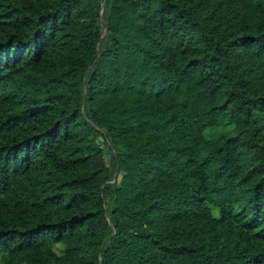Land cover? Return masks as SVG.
I'll return each instance as SVG.
<instances>
[{
	"label": "trees",
	"instance_id": "trees-1",
	"mask_svg": "<svg viewBox=\"0 0 264 264\" xmlns=\"http://www.w3.org/2000/svg\"><path fill=\"white\" fill-rule=\"evenodd\" d=\"M0 264H264V0H0Z\"/></svg>",
	"mask_w": 264,
	"mask_h": 264
},
{
	"label": "rangeland",
	"instance_id": "rangeland-1",
	"mask_svg": "<svg viewBox=\"0 0 264 264\" xmlns=\"http://www.w3.org/2000/svg\"><path fill=\"white\" fill-rule=\"evenodd\" d=\"M107 160H108V162L110 161V158L109 157H107Z\"/></svg>",
	"mask_w": 264,
	"mask_h": 264
}]
</instances>
